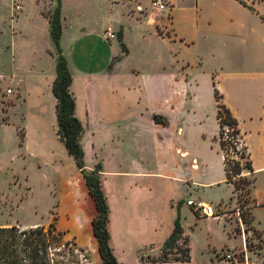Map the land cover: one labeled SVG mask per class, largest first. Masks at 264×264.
Returning a JSON list of instances; mask_svg holds the SVG:
<instances>
[{"label":"rangeland","instance_id":"1","mask_svg":"<svg viewBox=\"0 0 264 264\" xmlns=\"http://www.w3.org/2000/svg\"><path fill=\"white\" fill-rule=\"evenodd\" d=\"M169 1L171 2L169 9L160 13L152 9L151 0H62V25L63 31L66 30L62 43L64 52L71 61L72 69L79 67L99 70L106 66V49L111 43L112 51L118 54L114 62L126 54L129 48L130 52L125 57L124 65L123 63L118 65L120 71L127 73H131L132 69L141 73L154 69L162 70L164 66L171 69L173 63L170 61L171 57L174 60L182 58L195 62L197 54L205 55L204 69L213 70L215 60L210 58V49L203 37L209 27L218 25V19L229 17L232 18V23H236L230 38H237L238 41L241 38L250 40L247 44L235 45L237 46L235 54L239 58L246 57L247 50L253 53L264 48V0ZM56 6L55 0H0V74L4 76H0V225L48 226L57 217V228L64 233L66 240L76 244L72 246L73 252L70 251L66 255L65 263L60 264H103L96 250L98 246L96 238L92 246L89 243L90 250L85 248L81 250L79 248L81 246L72 236L76 230L87 235L88 228L92 226L91 220L89 221L90 212L94 210L93 218L98 213L95 203L93 206L89 198L82 197L81 173L74 158L68 154L65 145L56 138L40 137L45 132L43 126L45 121L46 125L50 123L49 129L51 133L53 132L52 109L41 108V105H52L54 94L30 92L23 96L15 88L14 83L10 82L11 78L7 77L14 65L12 55L15 44L19 46L18 50L15 49V58L18 57V61H22V52L29 50L28 56L24 58L30 57L33 65L38 62L39 65L41 63L48 68L49 63L52 64L56 55L53 44L50 46V31L49 25L46 29V19H49L50 10H54ZM138 6H141V9ZM22 11L27 12L25 19L22 18ZM108 26L118 34L125 28L123 42L126 48H123L119 36L114 40H108L109 42L106 41V44H100L95 37L87 33L88 37L85 40L77 43L76 39L73 42L75 36L82 32L81 27L94 28L97 32ZM171 34L174 35L175 40L161 38ZM181 38H186L184 40L189 42L193 38L196 43L184 46ZM26 41L31 43V49L25 46ZM43 47L46 49V54ZM218 48L225 47L219 45ZM196 64L199 65V62ZM219 64L217 63L218 68H220ZM253 64L256 65V62ZM193 69L195 70L196 67L193 66ZM9 89H12V93L8 92ZM78 106L80 109L77 116L81 118L78 117L84 126L86 137L89 131V126L86 127L88 123L86 105ZM83 109L85 110L82 111ZM233 129L230 128V138H226L224 134V138L230 142L235 137L232 134ZM239 147H244V143L242 142ZM228 157L232 163L239 158L232 147H228ZM85 161L88 163L92 161L90 152L86 160L85 151ZM244 172L245 175L248 173L247 170ZM237 181L240 182L239 177ZM263 182L262 175H258L256 185H261ZM206 191V196L214 207H219L217 202L221 198L227 200L233 196L227 201L229 204H224L226 209L218 212H226L224 217L233 224L232 229L228 225L226 228L223 219L197 218L185 211L181 218L184 233L189 237L190 261L153 263L150 261L151 258L162 253L159 249L150 247L143 251L130 250L119 252L118 255L115 253L119 262L121 264H264V205L255 206V200L250 196V186L237 189L236 192L226 186ZM83 204L86 206L88 217H84L81 212ZM177 205L179 207V202ZM61 206L70 207L76 212L71 217H60ZM240 207L242 212L245 211V222L243 219L240 221V216L237 214L236 208ZM74 222L78 229L81 225H84L85 229L78 230ZM71 225L73 229L69 227ZM180 243L186 245L184 239ZM229 253L232 255L231 259L226 258Z\"/></svg>","mask_w":264,"mask_h":264},{"label":"crops","instance_id":"2","mask_svg":"<svg viewBox=\"0 0 264 264\" xmlns=\"http://www.w3.org/2000/svg\"><path fill=\"white\" fill-rule=\"evenodd\" d=\"M138 8L141 9V6ZM26 17L27 12L22 11V18ZM46 20L47 29L49 19ZM218 21V25L209 27L203 37L209 46L210 58L215 60L213 70H205V55L197 54L195 62L182 58L174 60L171 57V69L164 66L162 70L141 73L132 69L131 73H127L120 71L118 65H124L129 48L126 54L114 62L118 54L112 51L111 43L106 49V66L99 70L72 69L61 39L62 50L72 74L70 91L76 102L75 115L80 109L78 105H86V127L89 126V131L84 136V148L86 160L88 152L92 160L90 163L86 161V167L93 169L96 162L102 164V185L110 206L111 245L117 255L119 252L143 251L150 247L160 250L173 233L178 215L181 217L185 211L197 218L205 217L186 203L188 199H201L213 205L206 196L207 189L226 186L235 192L234 184L226 178L216 89L221 95L220 102L238 122L242 141L252 162L253 171L246 174L252 179L250 196L255 200V206L264 205V182L256 185L258 175L264 178V48L253 53L247 50L248 55L239 58L235 54V45L247 44L250 40L230 38L236 26L231 17ZM106 28L96 32L94 28L81 27L83 33L75 34L73 42L76 39L77 43L85 40L89 33L100 44H106ZM65 31L62 33L63 38ZM125 33L124 28L123 39ZM161 38L172 39L174 35ZM181 39L184 46L196 43L193 38L190 42L184 40L186 38ZM24 44L31 49L29 41ZM219 45L225 48L217 49ZM13 46V49H19L18 44ZM15 49L12 55L13 69L7 74L15 88L23 96L30 92L53 93L55 58L48 68L38 62L33 65L30 57L24 58L28 56L29 50L19 51L23 53V58L18 61ZM43 50L46 54V49ZM198 62L199 65L196 64ZM217 63H220V68ZM52 98V105H41V108L52 109L53 132L49 129L50 123L46 125L45 121V136L40 137L52 136L63 143L56 131L57 100L55 96ZM156 116H161L165 123L156 121ZM81 178L82 197L89 198L94 206L82 174ZM232 198H221L217 202L219 207L215 208L223 209L224 204ZM82 206L81 212L84 217H88L87 203ZM75 212L70 207L61 206L60 217H71ZM93 214L94 210H91V222ZM222 217L215 218L223 219L226 228L228 225L232 229L233 224ZM74 226L77 228L75 222ZM69 227L73 229L72 225ZM91 228H88L87 235L77 230L72 235L79 246L89 250V243L90 246L94 243ZM82 229H85L84 225L78 230ZM243 241L245 243V239ZM96 250L98 253V246Z\"/></svg>","mask_w":264,"mask_h":264},{"label":"trees","instance_id":"3","mask_svg":"<svg viewBox=\"0 0 264 264\" xmlns=\"http://www.w3.org/2000/svg\"><path fill=\"white\" fill-rule=\"evenodd\" d=\"M55 1L57 6L54 10H50L48 17L50 37L56 55V77L52 91L57 100V134L64 143L68 154L74 158L98 211L97 215L92 219L91 224L94 238L98 242V252L102 263L121 264L111 245V233L109 229L110 206L102 185V164L100 162L97 163L93 169L86 167L83 143L84 126L81 120L75 115L76 102L70 91L72 74L61 46L63 33L62 0ZM118 36L123 48H126L123 42V31ZM215 96L219 106L220 144L224 153L226 178L228 182L234 184L236 192L237 189H245L251 185L252 179L245 175L244 170L248 172L253 171L252 162L245 144L244 147L239 149L232 141L230 142L224 138V127L228 125L234 128L232 134L236 138L239 136L240 140L242 139L238 122L231 111L220 102L221 95L217 89L215 90ZM155 119L158 122L165 123L161 116H156ZM228 147H232L239 156L233 163L228 157ZM237 177L240 178V182L237 181ZM245 216V211H243V222H245ZM56 221L57 217L48 226L38 224L31 226L0 225V264L65 263L66 255L70 251L73 252L72 246L76 244L71 240L65 239L64 233L57 228ZM182 239L186 243L185 246L180 243ZM79 248L81 250L83 249L81 247ZM159 251L162 254L152 257L151 262L190 261L189 238L184 235L180 215H178L175 221L173 233L166 239Z\"/></svg>","mask_w":264,"mask_h":264},{"label":"built area","instance_id":"4","mask_svg":"<svg viewBox=\"0 0 264 264\" xmlns=\"http://www.w3.org/2000/svg\"><path fill=\"white\" fill-rule=\"evenodd\" d=\"M171 2L169 0H151V6L153 10H156L158 12H165L166 10L169 9ZM104 36L107 40H114L118 37V33L111 27L108 26L106 30L104 31ZM8 92H12V89H9ZM225 137L230 138L229 136V131H230V126H225ZM232 140V138H231ZM233 144L236 145L239 149V145H242V141L240 140V137L237 136V138L234 137L232 140ZM187 204L192 206L193 209L199 213L200 215H203L205 217H221L226 215V212H219L220 209H216L211 203L206 202L204 200H197V199H188ZM225 209V207L223 208ZM237 214L240 216V221H242V209L236 208ZM226 258L231 259L232 255L231 253L226 255Z\"/></svg>","mask_w":264,"mask_h":264}]
</instances>
